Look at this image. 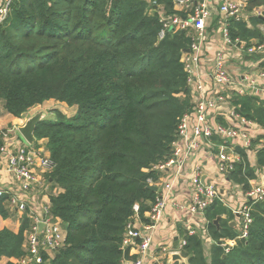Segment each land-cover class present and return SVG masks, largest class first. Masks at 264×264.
I'll return each instance as SVG.
<instances>
[{"label":"trees","instance_id":"trees-1","mask_svg":"<svg viewBox=\"0 0 264 264\" xmlns=\"http://www.w3.org/2000/svg\"><path fill=\"white\" fill-rule=\"evenodd\" d=\"M174 12V0H157ZM264 0H248L249 12ZM147 0H16L0 29V101L23 117L50 100L76 107L73 116L53 109L36 127L56 166L49 174L50 209L66 229L64 245L39 264H127V226L139 204L143 222L158 193L154 166L173 154L181 118L193 107L182 61L191 38L169 31L159 39V12ZM263 15L230 21L233 38L263 39ZM247 119L264 127V102L252 96L232 101ZM222 120V119H221ZM253 141L256 166H264V144ZM2 145V144H0ZM229 180L248 191L256 179L245 152ZM0 211L8 217L4 205ZM246 238L231 223L236 214L220 201L206 210L210 255L200 234H185L181 264H264V201L252 204ZM226 215L225 218H222ZM221 216L220 227L214 220ZM32 219L24 215L18 233L0 231V261L22 258ZM237 239L229 252L227 240ZM6 264H15L7 262ZM180 264V263H176Z\"/></svg>","mask_w":264,"mask_h":264},{"label":"built area","instance_id":"built-area-1","mask_svg":"<svg viewBox=\"0 0 264 264\" xmlns=\"http://www.w3.org/2000/svg\"><path fill=\"white\" fill-rule=\"evenodd\" d=\"M15 1L0 0V29L8 20ZM147 1L150 3L149 14L159 12L162 24L159 39L164 38L169 31H183L191 38L189 52L184 53L182 61L188 74L193 107L180 120L172 156L153 168L161 175L157 183L149 179L150 185L158 187L156 201L146 213L150 218L149 223L141 220L139 204L134 206L135 215L127 226L124 246L130 247L136 258L127 261V264H145L148 260H151V264H167L169 256L181 253L187 244L185 238L179 241L176 248L168 246L158 252L153 250L155 230L169 204L176 205L188 214L190 221L187 223V232L195 235L201 232L198 219L201 218L206 226V210L220 201L243 219V232L238 237L242 239L247 237L253 222L252 204L264 201V166L257 168L256 150L252 148L253 141L259 135H264V127L247 119L232 104L235 96H252L264 102V38H253L248 42L233 38L229 30L232 19H246L251 14L263 15L264 7H256L249 12L248 0H174L175 11L170 12L157 0ZM215 13L221 18L222 41L209 56L208 26ZM260 29L264 33V25H260ZM231 59L240 69L236 73L228 68ZM10 132V129L9 132L3 131L2 135L6 137ZM262 139L260 146L264 144ZM43 143L39 142V147H16L8 143L0 145V158L6 154L9 156L5 170L26 195L35 188L47 196L52 191L48 178L56 163ZM237 145L245 148L250 163L257 169L256 179L250 181V189L243 191L244 202L233 208L222 192L221 182L229 181V172L234 169L235 163L243 160L241 152L236 149ZM199 153L216 161L215 174L208 180L203 181L199 165L194 166L189 175L186 173L189 161ZM180 180L190 182L191 195L188 201L175 195ZM5 193L0 188V202ZM10 201L13 206L18 205L20 210L28 212L27 216L32 219L24 243L26 253L16 264L42 263L43 252L52 256L55 250L64 245L66 229L62 220L52 214L49 202L37 212L35 208L29 209L27 202L20 196H12ZM41 222L44 228L40 232ZM236 244L237 239L228 240L225 251L229 252Z\"/></svg>","mask_w":264,"mask_h":264},{"label":"crops","instance_id":"crops-1","mask_svg":"<svg viewBox=\"0 0 264 264\" xmlns=\"http://www.w3.org/2000/svg\"><path fill=\"white\" fill-rule=\"evenodd\" d=\"M220 20V15L215 13L208 26L210 41L208 43L207 49L209 51V56H211L210 53H212L222 41V34L220 32ZM248 59L251 58L249 57ZM228 68L232 73H236L238 70H240L239 67L236 65L234 59H231L230 62H228ZM21 120L22 117H15L8 112L0 114V144L8 143L11 146L12 144L17 145L16 147H18L19 145H29L28 142L24 138H22L19 131H17L19 126L24 124ZM3 124H7L8 126L14 124L13 127H11L10 129L11 132L6 137H4L1 133V129L4 128ZM13 129L17 130L12 132ZM262 140L264 142V138ZM39 142H41V140ZM16 149L13 152H15ZM8 158V154L2 155L0 158V188L4 189V191L6 192L5 194L7 197L4 201V205L8 209L9 213L8 217H4L0 211V231L7 228L15 233H18L22 224V219L25 214L28 215V212H23L22 210H20L18 205L13 206L10 201L12 196H20V199H24L27 202V206L29 207V209L35 208L37 212L42 208L43 204H46L48 202L50 203V199L49 196L44 194L43 191H40L39 188L32 189L28 195H26L23 191H20L18 182L13 180L14 178L11 176V174L7 170H5ZM196 165H199L201 167L203 172L202 177L206 180H208L210 176H213L215 174L216 161L213 158L206 157L205 154L199 153L194 156V158L191 159L188 163L186 173L189 175L193 167ZM179 182L180 183L176 188L175 195L183 201H188L191 195V186L189 184L190 182H188L187 180H180ZM221 184L222 192L224 193L225 198L227 199L229 204L233 208L239 207V205L244 202V193L241 187L231 182L230 180L223 181L221 182ZM231 189L235 191L236 195H234V191L232 192ZM229 209H231V207H229ZM225 217L226 215L222 216V218ZM239 218L240 217L236 215L234 221H232L233 225L231 223L232 227H235L237 231H239ZM189 221L190 218L186 212L182 211L176 205L169 204L165 210L164 216L160 224L155 230L153 239V250L158 252L163 247H174L176 238H178V241H181L187 233V223ZM198 221L200 222L201 230L199 234L205 240V252L207 255H210L213 241L210 239V236L207 232V227L205 226L203 220L200 218L198 219ZM17 260L18 259L14 257H3L0 261V264H6L9 261L14 262L16 264ZM167 260L169 262L168 264L182 263L180 260L172 261L171 256H169ZM145 264H151V260H148Z\"/></svg>","mask_w":264,"mask_h":264},{"label":"water","instance_id":"water-1","mask_svg":"<svg viewBox=\"0 0 264 264\" xmlns=\"http://www.w3.org/2000/svg\"><path fill=\"white\" fill-rule=\"evenodd\" d=\"M184 52H189V48L185 49ZM48 112H50V108H46L45 110H38L33 115L29 116L23 125L19 126V128H18L19 133L28 142L29 145L33 146L37 142V137L35 135L36 127L42 120H44L46 118ZM236 149L240 152L245 151V148L241 147L240 145H237ZM204 179L205 178H203V181H204ZM150 189H152L155 192L158 191V187L154 186V185H150ZM220 219H221V216H218L214 220V223L218 227H220ZM232 225H233V223H232ZM43 228H44V223L43 222L39 223V231L40 232L43 230ZM178 243H179L178 238H176V242L174 244L175 248L177 247ZM171 258H172V261L180 260L182 263L188 262V259L183 257V255L179 252L172 254Z\"/></svg>","mask_w":264,"mask_h":264},{"label":"rangeland","instance_id":"rangeland-1","mask_svg":"<svg viewBox=\"0 0 264 264\" xmlns=\"http://www.w3.org/2000/svg\"><path fill=\"white\" fill-rule=\"evenodd\" d=\"M46 108H50V112L47 113V116L46 117H49V118H55V113H53V109H59V110H62L63 113H65L68 117H71L75 114L76 112V107H70L68 106L66 103L64 102H59V101H56V100H50L42 105H38L34 108H32L29 112H27L26 114H24V116L22 117V120L23 121L22 123H25L27 118L31 115H33L36 111L38 110H45ZM5 109H4V104L0 101V114L2 113H5ZM4 125V128L1 129V133L4 131V132H9V129H11V127H13V125L11 126H8L7 124H3ZM23 138V137H22ZM44 142V140H41V142ZM231 191L233 192L234 190L231 189ZM53 190L49 193H52ZM234 195H236L235 191L233 192ZM239 231H237L239 234H242L243 232V219L242 218H239ZM237 230V229H236Z\"/></svg>","mask_w":264,"mask_h":264},{"label":"bare ground","instance_id":"bare-ground-1","mask_svg":"<svg viewBox=\"0 0 264 264\" xmlns=\"http://www.w3.org/2000/svg\"><path fill=\"white\" fill-rule=\"evenodd\" d=\"M187 234H188V232H187ZM168 263H169V262H168ZM168 263H167V264H168Z\"/></svg>","mask_w":264,"mask_h":264}]
</instances>
